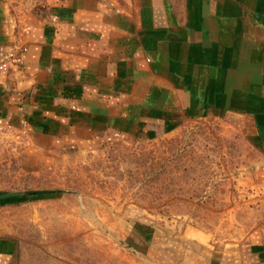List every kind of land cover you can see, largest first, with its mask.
<instances>
[{"label":"crops","instance_id":"1","mask_svg":"<svg viewBox=\"0 0 264 264\" xmlns=\"http://www.w3.org/2000/svg\"><path fill=\"white\" fill-rule=\"evenodd\" d=\"M1 62L0 122L38 146L94 150L214 113L257 152L264 197V0H57L22 20L0 1ZM156 247L158 264H264V216L239 238L193 226ZM0 264H21L6 236Z\"/></svg>","mask_w":264,"mask_h":264},{"label":"rangeland","instance_id":"2","mask_svg":"<svg viewBox=\"0 0 264 264\" xmlns=\"http://www.w3.org/2000/svg\"><path fill=\"white\" fill-rule=\"evenodd\" d=\"M0 1L22 20L57 0ZM258 160L214 113L110 136L94 150L42 148L0 122V193L44 190L0 198V237L21 264H158L149 258L164 234L194 226L223 241L264 216Z\"/></svg>","mask_w":264,"mask_h":264},{"label":"water","instance_id":"3","mask_svg":"<svg viewBox=\"0 0 264 264\" xmlns=\"http://www.w3.org/2000/svg\"><path fill=\"white\" fill-rule=\"evenodd\" d=\"M44 191L43 189H26V190H13V191H8L5 193H0V198H5L11 195H19V194H24V193H36V192H42Z\"/></svg>","mask_w":264,"mask_h":264},{"label":"built area","instance_id":"4","mask_svg":"<svg viewBox=\"0 0 264 264\" xmlns=\"http://www.w3.org/2000/svg\"><path fill=\"white\" fill-rule=\"evenodd\" d=\"M17 59H19V57ZM6 66H7V62L0 63V69L5 68Z\"/></svg>","mask_w":264,"mask_h":264},{"label":"bare ground","instance_id":"5","mask_svg":"<svg viewBox=\"0 0 264 264\" xmlns=\"http://www.w3.org/2000/svg\"><path fill=\"white\" fill-rule=\"evenodd\" d=\"M2 200V199H1ZM4 200V199H3Z\"/></svg>","mask_w":264,"mask_h":264}]
</instances>
